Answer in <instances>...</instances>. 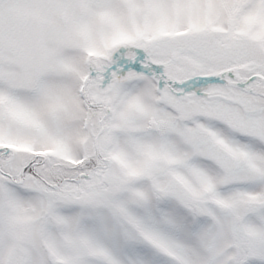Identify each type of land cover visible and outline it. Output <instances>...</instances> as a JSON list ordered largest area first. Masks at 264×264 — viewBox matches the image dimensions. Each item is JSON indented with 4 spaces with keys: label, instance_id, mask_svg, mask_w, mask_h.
Segmentation results:
<instances>
[{
    "label": "snow or ice",
    "instance_id": "snow-or-ice-1",
    "mask_svg": "<svg viewBox=\"0 0 264 264\" xmlns=\"http://www.w3.org/2000/svg\"><path fill=\"white\" fill-rule=\"evenodd\" d=\"M0 264H264V0H0Z\"/></svg>",
    "mask_w": 264,
    "mask_h": 264
}]
</instances>
